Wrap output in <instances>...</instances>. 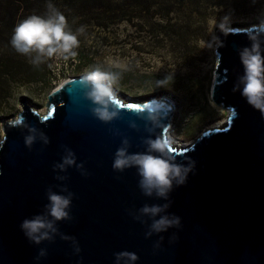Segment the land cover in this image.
Returning <instances> with one entry per match:
<instances>
[{
	"label": "water",
	"instance_id": "95a60500",
	"mask_svg": "<svg viewBox=\"0 0 264 264\" xmlns=\"http://www.w3.org/2000/svg\"><path fill=\"white\" fill-rule=\"evenodd\" d=\"M218 38L223 46L217 50L212 100L229 110L227 124L205 131L189 147H173L177 163L191 159L195 169L184 185L173 187L168 201L143 194L136 168L119 172L112 167L124 138L130 141V152L146 150L142 141L149 133L136 108H127L129 104L118 97L125 105L121 117L110 123L99 121L90 112L81 77L69 79L50 94L45 115L21 101L19 115L27 127L3 124L0 264H115L114 254L122 251L135 253L139 257L135 264H264V115L241 95L242 85L233 91L244 74L238 50L250 46V41L242 30L219 33ZM163 101L172 106L164 121L170 125L176 110ZM33 127L36 131L30 132ZM162 132L156 129V134ZM28 135L36 137L31 148L25 144ZM66 149L75 153L82 170L73 166L53 171ZM56 176L68 178L61 181ZM63 186L74 193L72 219L57 222V227L76 239L78 254L71 241L59 235L36 245L20 228L24 219L43 212L49 187L59 193ZM169 202L167 212L180 217L181 226L146 238L151 219L141 216L139 209ZM173 234L177 239L170 242ZM157 242L159 248L154 247ZM40 249L47 255L37 260Z\"/></svg>",
	"mask_w": 264,
	"mask_h": 264
},
{
	"label": "rangeland",
	"instance_id": "374dc122",
	"mask_svg": "<svg viewBox=\"0 0 264 264\" xmlns=\"http://www.w3.org/2000/svg\"><path fill=\"white\" fill-rule=\"evenodd\" d=\"M48 3L73 32L81 26L84 32L77 33L75 58L54 57L36 67L10 40L18 22L44 15ZM228 14L233 30L247 31L264 17V0H72L69 6L63 0H0V69L13 79L0 107V139L3 124L23 111L22 100L45 115L52 92L100 64L121 73L114 88L126 103L165 99L174 105L168 134L176 147L191 146L218 123L226 125L230 114L212 100L223 33L218 25ZM166 77L169 82L156 87Z\"/></svg>",
	"mask_w": 264,
	"mask_h": 264
},
{
	"label": "clouds",
	"instance_id": "9594fccd",
	"mask_svg": "<svg viewBox=\"0 0 264 264\" xmlns=\"http://www.w3.org/2000/svg\"><path fill=\"white\" fill-rule=\"evenodd\" d=\"M230 14L225 15L218 27L225 34H231L233 29L230 26ZM84 27L81 26L77 32H73L69 27L65 15L59 11L52 3L47 4V12L44 15L31 14L18 22L11 36L10 44L19 54L29 58L33 66L38 67L42 63L54 57L68 60L75 58L78 53L76 49L80 46L77 33H83ZM246 35L250 41V46H245L238 50L240 61L244 68V74L238 78V83L233 91L241 90V95L247 103L254 109L259 110L264 115V17L259 22L252 25ZM218 46H223L219 41ZM120 68L121 65H114ZM121 78L119 71L105 70L100 64L91 66L80 78V86L84 90V97L91 103V114L103 123H110L121 117V110L125 105L119 100L114 86ZM169 77L164 80L156 81V87H164L169 82ZM127 108H136L139 119L145 121V130L149 133L142 143L146 146L143 152H130V141L127 138L122 140L121 146L116 150L113 160V169L123 172L125 169L136 168L140 177L139 188L147 197L155 196L157 199L168 201L169 193L174 186H182L187 182L189 173L195 169V161L189 159L187 164L177 163L176 156L173 154L175 140L168 134L170 125H165L164 121L168 118L172 106L163 100L151 99L143 105H127ZM9 127H27L25 118L17 115L8 121ZM136 128L135 122L130 124ZM156 129L163 132L156 134ZM30 132L36 129L30 128ZM119 134V133H117ZM155 135V139L152 138ZM41 138L45 144L48 143L46 136L41 133ZM6 139V137H5ZM34 135L25 137V144L31 148L35 142ZM4 139H0V148L3 147ZM67 154L62 157V162L53 165V171L59 169L66 171L69 167L83 169V164H77L75 153L71 149H66ZM86 171H81V175H87ZM67 176H56L57 180H66ZM63 193H66L63 194ZM46 196L48 203L44 205L41 214H36L32 218L22 221L20 228L25 237L32 243L40 245L44 241L52 242L57 235L62 240L71 241L75 253L81 251L78 242L74 237L64 235L59 232L57 222L71 220L70 208L74 193L70 192L67 186L60 188V192L53 191L49 187ZM169 203L164 204H145L139 209L141 216L151 219L148 225L146 238L153 234L167 232L170 228L181 226L180 217L169 214L167 209ZM139 219L140 217H134ZM143 223V221H142ZM160 236L159 240L163 241ZM177 236L173 234L170 242H174ZM159 248L157 242L154 245ZM47 255L46 249H40L37 260ZM115 264H135L139 257L128 251L115 253Z\"/></svg>",
	"mask_w": 264,
	"mask_h": 264
},
{
	"label": "trees",
	"instance_id": "16d2710c",
	"mask_svg": "<svg viewBox=\"0 0 264 264\" xmlns=\"http://www.w3.org/2000/svg\"><path fill=\"white\" fill-rule=\"evenodd\" d=\"M68 6L69 3H71L72 0H63ZM80 3V0H78ZM83 9V8H82ZM3 68H7L6 65L3 66ZM12 68V67H11ZM14 69V68H13ZM15 70V69H14ZM5 71L8 70H1L0 69V107L2 106V104L4 102L3 99L6 97V95L9 93L10 91V84L12 82V78L10 77V74L6 73Z\"/></svg>",
	"mask_w": 264,
	"mask_h": 264
},
{
	"label": "bare ground",
	"instance_id": "6f19581e",
	"mask_svg": "<svg viewBox=\"0 0 264 264\" xmlns=\"http://www.w3.org/2000/svg\"><path fill=\"white\" fill-rule=\"evenodd\" d=\"M68 81H69V80H68ZM68 81H67V82H68ZM64 84H65V83H64ZM64 84H63V85H64ZM63 85H62V86H63ZM62 86H61V87H62ZM61 87H59V88H61ZM59 88H58V89H59ZM58 89H57V90H58ZM166 101H167V100H166ZM129 104H130V103H129ZM173 106H174V105H173ZM174 107H175V106H174ZM38 114H40V113H38ZM40 115H41V114H40ZM226 120H227V118H226ZM170 122H171V121H170ZM225 126H226L225 123H218V124L215 125L214 127L210 128V130L219 129V128H224ZM174 144H175V143H174ZM191 144H193V143H191ZM191 144H190V145H191ZM173 147L175 148L176 146L173 145ZM181 147L185 148L186 145H185V146H181ZM177 148H179V147H177Z\"/></svg>",
	"mask_w": 264,
	"mask_h": 264
}]
</instances>
